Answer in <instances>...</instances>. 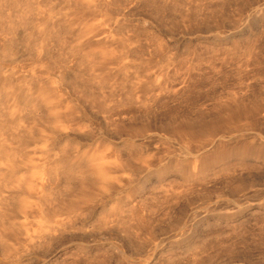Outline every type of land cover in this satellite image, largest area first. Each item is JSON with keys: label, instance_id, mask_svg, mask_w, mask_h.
<instances>
[{"label": "rangeland", "instance_id": "rangeland-1", "mask_svg": "<svg viewBox=\"0 0 264 264\" xmlns=\"http://www.w3.org/2000/svg\"><path fill=\"white\" fill-rule=\"evenodd\" d=\"M0 264H264V0H0Z\"/></svg>", "mask_w": 264, "mask_h": 264}, {"label": "bare ground", "instance_id": "bare-ground-1", "mask_svg": "<svg viewBox=\"0 0 264 264\" xmlns=\"http://www.w3.org/2000/svg\"><path fill=\"white\" fill-rule=\"evenodd\" d=\"M103 173V172H102ZM85 177V176H84Z\"/></svg>", "mask_w": 264, "mask_h": 264}]
</instances>
